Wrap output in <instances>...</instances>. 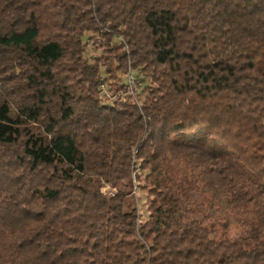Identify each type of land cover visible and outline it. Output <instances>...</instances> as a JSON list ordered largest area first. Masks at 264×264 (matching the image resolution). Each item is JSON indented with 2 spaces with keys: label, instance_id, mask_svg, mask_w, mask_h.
<instances>
[{
  "label": "trees",
  "instance_id": "obj_1",
  "mask_svg": "<svg viewBox=\"0 0 264 264\" xmlns=\"http://www.w3.org/2000/svg\"><path fill=\"white\" fill-rule=\"evenodd\" d=\"M0 264H264V0H0Z\"/></svg>",
  "mask_w": 264,
  "mask_h": 264
},
{
  "label": "rangeland",
  "instance_id": "obj_2",
  "mask_svg": "<svg viewBox=\"0 0 264 264\" xmlns=\"http://www.w3.org/2000/svg\"><path fill=\"white\" fill-rule=\"evenodd\" d=\"M87 39V37H86ZM97 53V51H95L94 49H92L91 47V42L89 41V46H88V52H87V56L89 58H93V56ZM105 77H107L105 74H104ZM140 76V81L141 79H144L143 76L139 75ZM145 86V84H143ZM142 88V86H141ZM139 90V93L141 94V92L143 91V89ZM144 95V94H142ZM143 97V96H142ZM134 183V188H133V195H130L128 197V201L131 202V201H134L135 200V205L138 207L139 209V213L141 215H146L145 214V208H144V202H145V199H146V194L144 192H142L139 188V186H137V182L136 180L133 182ZM106 190L109 191V193H115L116 190L115 189H110L109 187H106ZM105 190V191H106ZM131 190V188H129V191Z\"/></svg>",
  "mask_w": 264,
  "mask_h": 264
},
{
  "label": "built area",
  "instance_id": "obj_3",
  "mask_svg": "<svg viewBox=\"0 0 264 264\" xmlns=\"http://www.w3.org/2000/svg\"><path fill=\"white\" fill-rule=\"evenodd\" d=\"M126 81L128 84L129 93L132 95L133 99L137 103H139L138 94H139V90L141 86L140 76L137 75V73H135L133 70L129 69L127 76H126ZM101 89L105 91V86L102 85ZM105 190L106 188L104 189V191Z\"/></svg>",
  "mask_w": 264,
  "mask_h": 264
}]
</instances>
